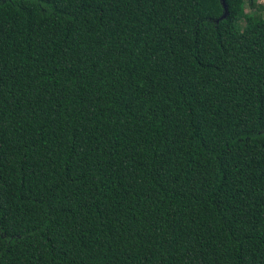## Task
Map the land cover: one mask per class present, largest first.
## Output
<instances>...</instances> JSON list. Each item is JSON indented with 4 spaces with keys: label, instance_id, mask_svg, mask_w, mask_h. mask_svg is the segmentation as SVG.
<instances>
[{
    "label": "trees",
    "instance_id": "1",
    "mask_svg": "<svg viewBox=\"0 0 264 264\" xmlns=\"http://www.w3.org/2000/svg\"><path fill=\"white\" fill-rule=\"evenodd\" d=\"M226 3L0 0V264H264V2Z\"/></svg>",
    "mask_w": 264,
    "mask_h": 264
},
{
    "label": "water",
    "instance_id": "2",
    "mask_svg": "<svg viewBox=\"0 0 264 264\" xmlns=\"http://www.w3.org/2000/svg\"><path fill=\"white\" fill-rule=\"evenodd\" d=\"M221 3H222L223 8H224V14L219 20H223V19L227 18L229 15V9H228V5L226 3V0H221Z\"/></svg>",
    "mask_w": 264,
    "mask_h": 264
},
{
    "label": "rangeland",
    "instance_id": "3",
    "mask_svg": "<svg viewBox=\"0 0 264 264\" xmlns=\"http://www.w3.org/2000/svg\"><path fill=\"white\" fill-rule=\"evenodd\" d=\"M260 2H264V0H259Z\"/></svg>",
    "mask_w": 264,
    "mask_h": 264
}]
</instances>
